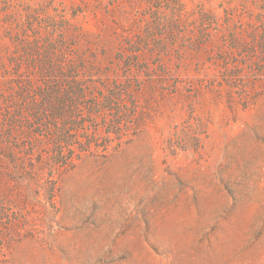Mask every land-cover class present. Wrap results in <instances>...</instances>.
<instances>
[{
  "label": "rangeland",
  "instance_id": "rangeland-1",
  "mask_svg": "<svg viewBox=\"0 0 264 264\" xmlns=\"http://www.w3.org/2000/svg\"><path fill=\"white\" fill-rule=\"evenodd\" d=\"M0 264H264V0H0Z\"/></svg>",
  "mask_w": 264,
  "mask_h": 264
}]
</instances>
